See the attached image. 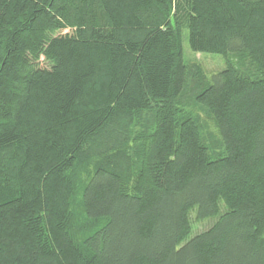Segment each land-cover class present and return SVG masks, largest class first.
Listing matches in <instances>:
<instances>
[{"label": "trees", "instance_id": "16d2710c", "mask_svg": "<svg viewBox=\"0 0 264 264\" xmlns=\"http://www.w3.org/2000/svg\"><path fill=\"white\" fill-rule=\"evenodd\" d=\"M0 264H264V0H0Z\"/></svg>", "mask_w": 264, "mask_h": 264}, {"label": "rangeland", "instance_id": "374dc122", "mask_svg": "<svg viewBox=\"0 0 264 264\" xmlns=\"http://www.w3.org/2000/svg\"><path fill=\"white\" fill-rule=\"evenodd\" d=\"M183 49H184V60L187 64L195 67L200 65L207 73L209 79L212 75L225 67L226 59L224 55L220 53H209V52H195L191 49L188 41V32L185 30L183 34ZM202 118L205 117L204 113H200ZM194 214V211H192ZM212 220H203L199 222H193V232L196 234L198 231L203 230L211 225ZM192 236V235H191Z\"/></svg>", "mask_w": 264, "mask_h": 264}]
</instances>
